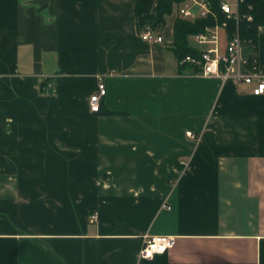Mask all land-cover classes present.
Here are the masks:
<instances>
[{
	"label": "crops",
	"instance_id": "crops-1",
	"mask_svg": "<svg viewBox=\"0 0 264 264\" xmlns=\"http://www.w3.org/2000/svg\"><path fill=\"white\" fill-rule=\"evenodd\" d=\"M138 1L0 0V264H264V94L179 64L178 4L143 40Z\"/></svg>",
	"mask_w": 264,
	"mask_h": 264
},
{
	"label": "built area",
	"instance_id": "built-area-1",
	"mask_svg": "<svg viewBox=\"0 0 264 264\" xmlns=\"http://www.w3.org/2000/svg\"><path fill=\"white\" fill-rule=\"evenodd\" d=\"M243 0H222L221 9L227 17L239 18V3ZM178 15L184 19L195 21L199 18L213 17L216 23L206 25L205 28L194 34L198 44L205 45L200 49L199 55H186L179 58L181 66H188L200 74L208 77H219L223 82L245 83L250 85L255 95L264 94V72L261 69L258 51L248 54L238 32L228 37L224 49L220 46V28L226 29V22L219 23L217 15L212 10L209 0H183L178 4ZM252 19L251 16L248 17ZM143 40L162 42L161 33L147 28L140 32ZM49 84L48 87H51ZM107 94V86L103 76L98 77L96 90L89 98L90 109L93 112L100 110L101 99ZM187 135L196 142L201 139V134L187 131ZM169 208V206H168ZM98 213L90 215L92 222L96 221ZM177 238L173 235H153L145 233L141 238L138 257L141 260H151L156 255L167 252L176 244Z\"/></svg>",
	"mask_w": 264,
	"mask_h": 264
},
{
	"label": "trees",
	"instance_id": "trees-1",
	"mask_svg": "<svg viewBox=\"0 0 264 264\" xmlns=\"http://www.w3.org/2000/svg\"><path fill=\"white\" fill-rule=\"evenodd\" d=\"M183 0H159L154 11L145 10L148 0H139L136 6L137 28L141 32L151 28L161 31L167 18L173 12L174 4ZM219 23L226 22L228 37L238 32L245 46V52L251 54L258 51V37L264 27V0H243L239 3V18L227 17L222 12V0H209ZM251 16L252 19L248 17ZM213 17L199 18L195 21L177 17L174 24V52L178 58L186 55H199L200 50L190 43V36L201 32L206 25H214ZM44 85V83H43Z\"/></svg>",
	"mask_w": 264,
	"mask_h": 264
},
{
	"label": "rangeland",
	"instance_id": "rangeland-1",
	"mask_svg": "<svg viewBox=\"0 0 264 264\" xmlns=\"http://www.w3.org/2000/svg\"><path fill=\"white\" fill-rule=\"evenodd\" d=\"M231 2H233V0H231Z\"/></svg>",
	"mask_w": 264,
	"mask_h": 264
}]
</instances>
